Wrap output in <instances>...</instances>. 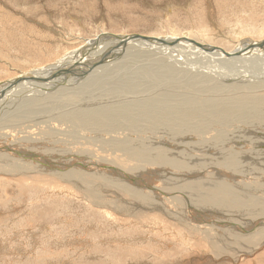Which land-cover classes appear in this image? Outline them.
I'll return each mask as SVG.
<instances>
[{"label": "bare ground", "instance_id": "1", "mask_svg": "<svg viewBox=\"0 0 264 264\" xmlns=\"http://www.w3.org/2000/svg\"><path fill=\"white\" fill-rule=\"evenodd\" d=\"M211 30L197 29L198 36L103 33L48 66L14 67V76L0 79V176H13L20 191L43 179L81 187L100 209L108 202L86 186L92 179L116 183L137 205L116 204V211L176 222L183 237L196 238L191 242L208 264H264V33L249 39L235 29ZM59 38L76 43L73 35ZM99 41L100 51L88 50ZM121 44L125 50L117 54ZM88 60L92 67L78 87L89 93L82 106L74 103L82 98L67 90L68 80ZM152 61L162 70L151 71L146 64ZM141 64L147 73H139ZM105 65L110 68L97 71ZM58 103L66 108L56 110ZM137 127L148 134V127L159 128L172 140L151 134L154 140L145 144L132 140L139 134L121 132ZM99 141L105 145L96 147ZM61 143L66 148L55 149Z\"/></svg>", "mask_w": 264, "mask_h": 264}, {"label": "rangeland", "instance_id": "2", "mask_svg": "<svg viewBox=\"0 0 264 264\" xmlns=\"http://www.w3.org/2000/svg\"><path fill=\"white\" fill-rule=\"evenodd\" d=\"M205 28L212 29L211 31L216 29V33L218 30L230 32L228 29H235L249 39L259 38L264 33V0H0V79L14 76V67L29 70L31 65L48 66L49 62L57 60L54 57L63 55L72 48L77 51L84 46L86 40L96 39L103 33L141 34L149 37L195 32L198 36L196 30ZM60 29L61 37L64 34L73 35L77 40L73 42L76 43L68 44L66 38H59L56 30ZM214 32L215 30L211 35ZM101 44L102 41L91 44L92 48L89 46L88 50L95 46L94 52L100 51L103 48ZM122 45L116 46L114 51L117 54L132 47L128 43L124 44L125 48ZM144 50L140 48L137 52L144 53ZM89 62L88 60L86 63L87 68L85 65L80 69L82 74L74 73L71 76L73 78L68 80L73 87L67 90H75L76 97L80 95L82 100L78 98L74 103L78 101L82 106L86 104L89 93L78 87L92 67L93 62ZM159 63L160 61H152L150 65H146L153 71L155 66L158 67L155 69L162 70ZM102 68L110 67L101 66L97 71H103ZM137 69L140 70L139 73H147L144 64ZM132 70L130 68L126 71L130 74L133 73ZM60 73L58 75H64ZM146 84L151 85L149 82ZM56 88L63 86L54 85L52 90ZM83 94L85 95L81 96ZM109 94L111 93H102L98 96L102 98L110 96ZM64 108L65 104L58 103L56 110ZM139 128L141 127L124 129L121 132H135L139 134V138L132 140L145 144H151L154 140L151 134L153 137L163 136V141H169L170 137L172 140V136L168 139L167 131L162 132L159 128L158 132L156 128L148 127L149 134L147 127L137 130ZM64 131L71 129L65 128ZM49 139L52 138H48L47 142ZM101 143L102 141L94 145L102 147ZM60 145L55 146V149L66 148L64 143ZM109 150L104 149L106 154L111 151ZM101 158L96 160L102 164H109L102 162L104 159L111 161L106 156L102 160ZM113 166L123 169L116 163ZM104 175L111 179H121L118 174ZM2 176L0 178L5 180L0 179V264H189L192 260H195V264H208L201 258L203 251L200 253L201 249L194 248L196 238L183 237L181 232L185 229L176 222L156 219L154 214L139 217L123 215L118 210L119 207L116 211L113 206L120 203V207L126 206L127 210H134L133 207L137 206L134 205V200L129 201L131 199L126 194L123 196L121 187L116 183L107 185L101 180L99 182L92 179L90 187L86 186L92 193L97 191V196L106 199L109 204L104 206L108 209L106 210L92 205L84 197L81 187L75 189L76 186L58 181L54 183L51 179L46 182L43 179L40 185L28 191H20L18 186H14L15 181L10 180L13 176ZM112 200L117 203L110 205ZM222 234L224 233L219 235L224 237ZM190 238L192 240L189 241ZM239 244L245 245V241Z\"/></svg>", "mask_w": 264, "mask_h": 264}]
</instances>
